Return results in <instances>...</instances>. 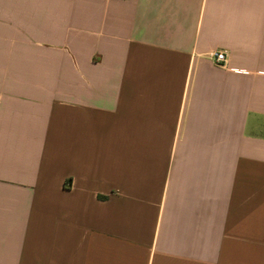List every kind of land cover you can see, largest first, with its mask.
Listing matches in <instances>:
<instances>
[{"label": "crops", "instance_id": "crops-1", "mask_svg": "<svg viewBox=\"0 0 264 264\" xmlns=\"http://www.w3.org/2000/svg\"><path fill=\"white\" fill-rule=\"evenodd\" d=\"M0 264H264V0H0Z\"/></svg>", "mask_w": 264, "mask_h": 264}, {"label": "built area", "instance_id": "built-area-1", "mask_svg": "<svg viewBox=\"0 0 264 264\" xmlns=\"http://www.w3.org/2000/svg\"><path fill=\"white\" fill-rule=\"evenodd\" d=\"M214 61L219 66H224L226 63L227 55L223 52H217L212 55Z\"/></svg>", "mask_w": 264, "mask_h": 264}]
</instances>
